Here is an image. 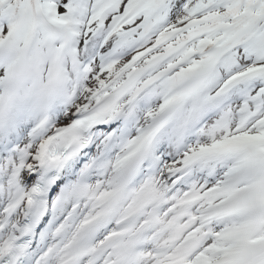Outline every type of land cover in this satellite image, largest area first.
<instances>
[{"label":"snow or ice","instance_id":"snow-or-ice-1","mask_svg":"<svg viewBox=\"0 0 264 264\" xmlns=\"http://www.w3.org/2000/svg\"><path fill=\"white\" fill-rule=\"evenodd\" d=\"M0 264H264V0H0Z\"/></svg>","mask_w":264,"mask_h":264}]
</instances>
